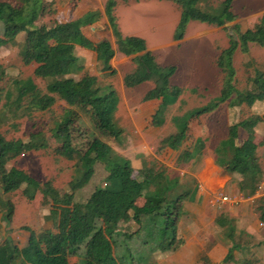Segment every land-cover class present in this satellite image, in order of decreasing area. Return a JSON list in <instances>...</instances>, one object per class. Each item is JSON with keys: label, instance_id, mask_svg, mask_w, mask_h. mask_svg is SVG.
Listing matches in <instances>:
<instances>
[{"label": "trees", "instance_id": "trees-1", "mask_svg": "<svg viewBox=\"0 0 264 264\" xmlns=\"http://www.w3.org/2000/svg\"><path fill=\"white\" fill-rule=\"evenodd\" d=\"M137 1V0H135ZM180 9L179 21L175 27L173 40L184 37L191 21L209 26L221 27L235 20L231 11L232 0H224L210 11L199 6L200 0H172ZM114 0H107L105 14L108 17L117 51L125 56L137 53L132 62L135 68L125 75V87L134 88L150 81L153 88L142 98L143 101L161 99L158 113L153 118L161 125L167 105L173 104L182 89L170 85L175 66H160L154 56L146 51L145 41L139 37H121L112 11ZM46 9V0H18V5L0 0V48L14 44L15 37L25 32V40L19 47V57L23 65H35L32 76L45 82L42 91L31 77L14 79L4 92L3 109L11 119L30 118L35 112H45L52 108L56 98L66 104L61 119L49 129L48 137L42 130L31 133L27 141L7 140L0 133V187L3 194L24 188L21 194L28 201L40 193L50 201L49 217L56 223V232L27 230L29 236L22 251L27 264H69L70 255L82 249L83 264H151L152 256L176 249L180 240L177 227L182 216V202L188 192L174 194L177 181L166 179L156 191L148 192L157 184L158 177L150 169L139 170V179L132 176L130 161L115 153L98 137L92 138L85 148L72 145V132L80 113L88 117L93 128L103 137L119 142L122 129L114 120L117 95L111 85L100 86L94 76L83 75L79 80L67 77L82 69L74 55L75 47L90 49L96 53L101 71L114 70L110 60L114 55L107 40L91 43L81 29L97 19L96 13H88L77 20L36 25V21ZM228 47L216 59L220 70L221 87L218 95L205 106L195 109L183 119H173L177 132L159 143V148L178 150L186 141L187 121L215 110L228 102L229 107L245 105L251 107L256 101L264 100V77L256 71L252 78L253 88L240 91L234 84L235 69L232 58L237 48L248 52V44L264 47V13L257 24L243 33L236 26L228 31ZM6 77L5 68L0 64V82ZM264 121V115H252L228 127V136L216 147L215 162L225 173L241 176L238 183L239 194L244 197L254 195L262 170L254 143V126ZM238 128L248 133V138L239 146L235 144ZM54 142L51 147L48 138ZM203 142L196 140L193 149H186L177 158L185 163L199 154ZM51 149L56 156L76 160V175L71 181L73 189L90 180L96 164H101L107 176L105 186L97 187L84 202H76L74 193L56 189L51 182L40 183L26 172L12 167L5 169L7 162L31 151ZM155 186V185H154ZM155 190V189H154ZM139 199L144 202L137 204ZM264 203V199H263ZM12 207L7 206L4 218L10 216ZM264 212V211H263ZM131 220L138 226L134 232L121 229L122 222ZM218 225L227 224L224 217L216 219ZM10 251V249L5 248ZM2 254L3 263L19 256L18 249Z\"/></svg>", "mask_w": 264, "mask_h": 264}, {"label": "rangeland", "instance_id": "rangeland-1", "mask_svg": "<svg viewBox=\"0 0 264 264\" xmlns=\"http://www.w3.org/2000/svg\"><path fill=\"white\" fill-rule=\"evenodd\" d=\"M4 1L18 5V0ZM58 3H60V1ZM56 4L57 0H46V9L35 24L41 25L43 23H52V21H54L53 17L57 8ZM218 5L219 2L217 3L216 0H200L199 3V6L207 11H210L211 8H215ZM163 7L168 8L167 5H164ZM250 8H252V6L248 5V7L244 9L245 13H243V11L237 12L239 19H247L245 21H240L239 29L241 31L250 29L259 18L258 16L260 15V12H253L252 14L250 13L249 15H245L251 10ZM158 10L159 14H161L165 9L163 10L160 6L158 7ZM235 10H239L237 4H235ZM170 13H180V9L179 11L178 9L175 11H169V14ZM170 21V17H167L165 13V24ZM174 24L175 23H173L172 27L165 26L162 36L164 43H167L172 39ZM232 25L233 23H226L221 27H212L205 25V23L201 24V22L194 21L189 28V31L197 36V41L194 44H191L193 41L189 40L185 45H182L183 50L173 48L175 49L172 53L173 55L166 57L164 61L160 59V55L158 54L159 63L162 65L177 66L183 64L184 66L182 65V67L184 68L183 70L181 69L180 72L182 74L189 70L188 64L191 65L192 63H195L197 65V75L201 74V77H203V79L207 82V87L202 90L203 93L201 95L203 97L200 96L196 98L192 96L191 98L188 96L189 94L186 93L183 105H180V107L177 108H169L167 113L164 115V119H168L167 123H164L160 127H155L152 125L153 121H151V119H148V121L145 120V122L136 123L135 117L133 118L134 124H132L130 117L125 122V112L126 114L129 113L133 107H135L136 112H138L144 105H146L145 102L141 101V99L139 100L137 96L131 95L130 97H126L124 99V102L121 103L123 104L122 107H120L117 112V116L120 117L119 120L121 119L127 129V134L122 136L119 142H115L112 139H108L100 135L92 127L88 117L83 113H80L76 123L74 124L72 132V145L75 148L83 149L88 141L94 137H98L100 140L108 144L115 153L126 157L130 161L133 168V177L137 179H139V170L147 168L154 173L161 172L170 178L178 177L180 186L176 188L174 194H179L185 191L191 192L193 190V198H185L182 202L183 212L179 220L181 224L178 228V237L182 241V244L187 243L196 248L200 247L201 242H203L206 247L212 244H218L225 248L229 243L223 240L222 230L214 223V219L220 214L228 217L230 213H232L230 211H232V209H240L241 205L244 204V201L247 198H243L241 194L233 189V184L236 181V178L234 177L236 176L229 175L233 178H231L228 185H219V187L202 190L199 189L195 180L191 177V175H189V173L193 170L192 162L186 164L177 162V156L181 150L188 147L190 139H192V136L196 133L194 127L190 128L188 131L187 141L184 142L182 148L178 151H172L167 148L160 149L159 142L169 134L175 132V124L171 120L169 121L170 116H180L183 112L186 113L195 108H201L211 97L218 94L221 86L222 75L215 63L220 51L227 46V35ZM14 49L15 50L13 52L8 51V49L5 51L4 49L2 50V56L6 58L8 61L7 65H10L9 68L12 69H9L10 74H7L4 80L0 82V133L8 140L20 139L27 141L31 133L42 130L48 137L47 131H49V129H51L54 124L61 119L63 112L66 109L65 104L61 100L56 99L51 109L45 112H35L30 118L24 117L11 119L2 107L4 103V92L7 88H9L12 80L25 78L24 75L30 73V70L25 69L21 64L22 62L17 52L19 47ZM191 49H197L196 52L198 54L196 59L191 57L186 60L188 55H190L189 52H193ZM165 51L167 52H165L164 55H170V51L166 49ZM183 53L185 54L183 55ZM184 60H186V62H183ZM233 66L235 69L234 84L240 91L250 90L253 88L251 80L255 76L256 71L260 72L264 77V56L258 51H253L247 55L238 52L235 55ZM34 82L42 91H45V82L43 80L36 78L34 79ZM98 84L103 86L100 82ZM252 115H264V101L255 103L251 107H247L245 105L229 107L227 102H225L211 112V114L203 116L201 121L202 124L206 125L209 130L211 144H214L220 138L226 136L228 125L239 122ZM135 131H137V133ZM258 132L264 134V122L260 123ZM48 143L51 147L55 145L50 137L48 138ZM75 161V159L68 160L63 157L56 156L52 153L51 149H47L31 151L29 154L26 153V155L21 157L20 160L11 162L8 166L15 165L16 167H22L33 174L37 180H40L41 182L49 181L54 187L65 191L66 193L73 192L74 200L76 202H84L97 187H104L107 174L102 165L98 163L94 167V173L90 180L73 189L71 181L76 175ZM180 173H183V175L180 176ZM221 173L222 176L225 175V173ZM21 189L12 194L3 195L2 199L3 201H9L11 205L13 204V208L16 206L17 208L22 207V209L15 214V217L17 218H20L21 215L24 214L23 216L26 220L24 219L19 222L22 228L28 227L37 229L40 227V218L36 216L37 214L35 212L30 215V208H23L24 205H28L29 207L33 205V203L27 202L25 200L26 198H23ZM149 189L151 192L156 191L154 185ZM222 195L228 197V201H230L233 197H237L239 199L240 196L242 198L239 199L240 201L237 203H232V201L221 203L218 198ZM143 202V199H139L137 204L140 205ZM0 208H2V211L0 210V217H2L1 213H3L5 207L1 206ZM27 214L28 217H26ZM123 224H121V229L127 230L128 232H134L138 228L136 224L130 222L129 220ZM21 227L19 229H22ZM236 239L237 236L235 237V240ZM234 253H236V251ZM251 253L252 252L245 254L242 251L240 253H236L234 260L232 261L231 259L225 264H260L262 260L257 259L255 253ZM157 255L158 253L152 256L153 264H157L155 260Z\"/></svg>", "mask_w": 264, "mask_h": 264}, {"label": "crops", "instance_id": "crops-1", "mask_svg": "<svg viewBox=\"0 0 264 264\" xmlns=\"http://www.w3.org/2000/svg\"><path fill=\"white\" fill-rule=\"evenodd\" d=\"M59 1L60 3H58ZM114 1H115V6L113 8L112 14L115 19V23H116L118 32L120 33L121 37L123 38L125 37L142 38L145 41L146 51L150 52L154 56L156 62L160 66H165V65H162L159 63V57L160 59L164 61L166 57L173 55L172 53L175 50L173 48H178L179 50L181 49L183 50L182 45H185L186 42H188L189 40L193 41L191 44H194L197 41V36H195V34H192V32L189 31L191 24L194 23L193 21V22L188 23L184 37L181 40L179 41L173 40V34H174V31H173L172 39L168 41L167 43L163 42L162 36H163V31H164L165 26L172 27L173 23H175L174 24V30H175V27L179 21L180 13H176V14L170 13L169 14V11H175L177 9L179 11V8L172 0H137V1L135 0H114ZM222 1L224 0H216L217 3L218 2L221 3ZM106 2L107 0H57V4H56L57 8H56L53 20L56 21L57 23H64V22H69V21L82 18L84 15L88 13H96L98 15L97 19L94 20L91 25L83 27L81 29V32L83 36L91 43H98L102 40H107L109 42L111 49L114 51V55L109 62L110 67L114 70V74L111 75L109 71H101V66L96 60V53L94 51L90 49L75 47L74 55L78 58L79 63L82 66V69L76 73L68 75L67 77L73 78L75 80H79L83 75L87 74L90 76H94L97 82L98 83L100 82L103 86H106V85L112 86V88L116 92L117 99H118L116 110L114 113V120L117 126L122 129L123 131L122 136H125L127 134L126 126L123 124L121 119L119 120L120 117L117 116V112L119 111V108L122 107L123 105L121 103L124 102V99L126 97H130L131 95H135L138 97L139 100L141 99V101H143L142 98L144 97V95L150 89L153 88V83L150 81H146L134 88L125 87L124 82H123L125 75L130 73L135 68L132 60L135 57L141 55L142 53H137L131 56H125V55L120 54L117 51L115 38L113 36L112 29L108 21V17L105 14ZM235 4H237L238 9H239L237 11L235 10ZM164 5H167L168 8L163 7ZM248 5H251L252 8H250L251 10L248 12V14H245V15H249L250 13L252 14L253 12H260V15L258 16L260 18V16L264 13V0H232L231 11L235 15V20L230 23H233L232 27L236 26L237 30L241 33L252 29L259 20L258 18L256 23L250 29H246L245 31H241L239 29L240 21H245L247 19L245 18L239 19V15L237 14V12L243 11V13H245L244 9H246ZM160 6L163 8V10L165 9L164 12H162L161 14H159V10H158V7ZM165 13H166V16L170 17L171 19V21L166 24H165ZM201 24H204V23H201ZM25 36H26L25 32H20L15 37L14 44H6L0 48V64L5 68L6 75L10 74L9 69H12V68H9L10 65H7L8 61L6 60V58L2 56V50L4 49L5 51L6 49H8V51L13 52L15 50L14 48L20 47V45L24 42ZM227 38H228V35H227ZM227 47H228V42H227V46L224 49H226ZM165 49L170 51V53L168 52L170 55H164V53L167 52L165 51ZM191 51L193 52H189L190 55H188L186 60L190 59L191 57L196 59V56L198 54L196 52L197 49H191ZM253 51L255 52L258 51L264 56V47L259 46L255 43H249L247 53L241 52L240 48L236 49L233 55V58H232V65H233L235 55L238 52H241L247 55ZM17 52L19 53V50ZM158 54L160 55L159 57H158ZM184 54L185 53H183V55ZM186 60H184L183 62H186ZM182 65L183 64L177 65V66L172 65V66H175L176 71L174 75L170 78V85L181 88L182 93L180 94V96L176 99V101L173 104L166 106L163 112L161 125H156L153 120V118L158 113V110L160 108L161 99H151V100L143 101L145 102L146 105H144L138 112H136L135 107H133V109H131L129 113L127 114L126 112L124 113L125 115V119L123 117L124 121L126 122L128 118L130 117L132 124H134V121H133L134 117L136 118L135 119L136 123L145 122V120L148 121V119H151V121H153V123L151 122L152 125H154L155 127H160L164 123H167L168 119H164V115L167 113L170 107L177 108V107H180V105H183V100H184L186 93L189 94L188 96H190L191 98L192 96L196 98L200 96L203 97L201 95L203 93L202 90H204L207 87V82L205 81V79H203V77H201V74L197 75V67H196L197 65L195 63L194 64L192 63L191 64L192 66L188 64L189 70L186 73H183L184 75L180 73L181 69L183 70L184 68L182 67ZM22 66L25 69L30 70V73L27 75H24V77L25 78L31 77L34 81V79L36 78L32 76V72H33L35 65L30 64V65L25 66L22 64ZM234 82H235V77H234ZM216 96L211 97L204 105H206L210 100L214 99ZM58 100H61V99H58ZM61 101L65 104L63 100ZM263 101H256L253 103V105L255 103H259ZM198 108H195V109H198ZM195 109L189 112H186V113L183 112L180 116H175V117L170 116L169 121L171 120L175 124V128H176L175 132L173 133H176L177 128H178L177 123L174 122L173 119L174 118L183 119V117H185L186 115H188L190 112L194 111ZM211 112L202 114L197 118H190L187 121V132H186L187 136H188V131L190 130L191 127L192 128L194 127V129L196 130V133H194V135L192 136V139H190L188 147L181 150L180 153H182L186 149L192 150L195 145L196 140H201L203 142V148L199 154L195 155L193 158H191L189 161L183 164L192 162L193 170L192 172L189 173V175H191V177L195 180L199 189L206 190L209 188L219 187V185L221 186L228 185L231 178H233L230 176H236L234 177L236 178V181L233 184V189L239 193L238 183L241 180V176L236 173L228 174V173L223 172L221 168H219L218 165L216 164L215 154H214V151L216 147L218 146V144L222 140L227 138L228 127L234 123L228 125L225 137L220 138L214 144H211V137L209 135V130L207 129L206 125L202 124V121H201L203 116L211 114ZM260 123L262 122L257 123L253 128L254 130L253 141L257 145L256 153H257L259 165L263 172L264 171V142H263L264 134L258 132ZM135 132L137 133V131ZM247 138H248L247 131L243 128H238L237 137L235 139V144L239 146ZM20 141H23V140H20ZM186 141H187V137H186ZM182 146L178 150H180ZM178 150H172V151H178ZM27 154H29V152ZM25 155L26 153L21 154L16 159L7 162L5 165V169L8 171L12 167L19 168L22 171L23 170L26 171L27 174H29V176H31L36 181L40 183H44V182H41L40 180H37L33 174H31L30 172H28L26 169L22 167H16L15 165L8 166L11 162L18 161L20 160L21 157H24ZM178 163H182V162H178ZM221 172L225 173V175L222 176ZM156 174L160 175V177H158V181H157L158 183L156 184L154 182V184H152L149 188H151L153 185H155V187L156 186L159 187V185L162 186L166 179H175L177 181L176 188L180 186L178 177L170 178L168 176H165L161 172L156 173ZM263 174L264 173H262L261 175V178H260L261 180L263 178ZM182 175L183 173H180V176ZM132 176H133V173H132ZM21 188L23 189L24 185H22ZM176 188L174 190H176ZM0 191H1L0 192V207L1 206L5 207V210L3 211V213H1L2 217H0V254H2L3 259H4V253L8 251L5 248L10 249V251L8 252H11L13 247H16L19 252V256H17L14 260L8 263L7 262L3 263V260L1 258L2 256H0V264H27L24 257L22 256V251L25 249L27 239L29 236V232L27 230H32L34 232H41L44 230L56 232L57 230L56 223L49 217L50 201L48 198L43 197L40 193H36L34 199L31 201H28L27 199L23 197L27 202L33 203V205L29 207L28 205H24L23 208H30L31 209L29 213L30 215H32L33 212L37 214L36 216L40 218V227L37 229L28 228V227L22 228L19 222L25 219V217L23 216L24 214L21 215L20 218L15 217V214L18 213L22 209V207L17 208L16 206L15 208H13L12 206L13 204L11 205L9 201L7 200L3 201L2 199L3 195L5 196L8 194H12L14 192L3 194L1 187H0ZM148 192H151L150 189ZM186 192L189 193L187 198L189 199L193 198L194 196L193 190L191 192L190 191H186ZM245 198L247 199L244 201V204L241 205L240 209H237V210L232 209V211H230L232 213H230L228 217L220 214L214 219V223L222 230L223 240L229 243L226 245L225 248L222 245H218V244H212L206 247V245L204 246L203 242H201V245L199 248H196L187 243L182 244V241L178 237V228L180 227V224H181L179 221L178 227H177V238L180 240L179 246L176 249L158 253L155 259L157 264H217V263L225 264L231 259L233 261L235 258V254L240 253L241 251L244 252L245 254L249 252H252L251 254L255 253L257 259L262 260L260 264H264V212H263L264 211V203H263L264 190H262L261 193L257 196L250 195ZM7 206L12 207V211L10 213L9 218L5 219L4 215L6 214ZM0 210L2 211V208H0ZM26 217H28V214L26 215ZM221 217H224V219L227 220V224L218 225L216 223V219L218 218L221 219ZM129 221L134 223L131 220V218ZM123 223L124 222H122V224ZM20 227L22 229H19ZM123 231L128 232L127 230H124V229ZM236 236H237V239H236L237 241L235 240ZM235 251L236 253H234ZM68 262L69 264H83L82 249L79 248V250L77 251V254L70 255L68 258ZM151 264H153V260Z\"/></svg>", "mask_w": 264, "mask_h": 264}, {"label": "built area", "instance_id": "built-area-1", "mask_svg": "<svg viewBox=\"0 0 264 264\" xmlns=\"http://www.w3.org/2000/svg\"><path fill=\"white\" fill-rule=\"evenodd\" d=\"M263 173H264V171H263ZM262 190H264V174H263V178H262V180L258 183V186H257V188H256V191H255L254 195H255V196L259 195V194L261 193ZM241 196H242V195H241ZM242 197L245 198L244 196H242ZM242 197L239 196V199H241ZM239 199H238L237 197H233V198L230 199V201H232V203H237V202L240 201ZM218 200H219L221 203H224V202H230V201H228V197L223 196V195L220 196V197L218 198Z\"/></svg>", "mask_w": 264, "mask_h": 264}, {"label": "water", "instance_id": "water-1", "mask_svg": "<svg viewBox=\"0 0 264 264\" xmlns=\"http://www.w3.org/2000/svg\"><path fill=\"white\" fill-rule=\"evenodd\" d=\"M1 192V191H0Z\"/></svg>", "mask_w": 264, "mask_h": 264}]
</instances>
